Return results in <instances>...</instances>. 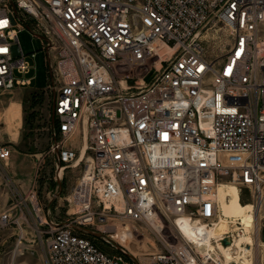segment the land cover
Segmentation results:
<instances>
[{
    "label": "built area",
    "instance_id": "obj_1",
    "mask_svg": "<svg viewBox=\"0 0 264 264\" xmlns=\"http://www.w3.org/2000/svg\"><path fill=\"white\" fill-rule=\"evenodd\" d=\"M26 28L46 53L48 152L60 178L82 172L65 219L35 189L0 197V232L20 230L10 264L29 215L48 264H136L113 220L156 235L145 264H261L258 223L242 240L243 223L215 228L225 178L264 197V0H0V94L32 83ZM12 152L0 138L1 165Z\"/></svg>",
    "mask_w": 264,
    "mask_h": 264
},
{
    "label": "rangeland",
    "instance_id": "obj_2",
    "mask_svg": "<svg viewBox=\"0 0 264 264\" xmlns=\"http://www.w3.org/2000/svg\"><path fill=\"white\" fill-rule=\"evenodd\" d=\"M23 49L29 55L32 65L31 71L26 74L32 77V83L27 86L17 87L11 91L0 94V138L9 142L13 152L6 164H0V197L3 201L10 200L15 192L24 196L30 195L35 189L38 199L59 219L66 218L65 197L76 183L82 172V167H69L63 176H58L57 167L49 154V124L50 109L53 93L46 89L48 86V72L46 53L43 50L42 40L35 37L26 28L18 33ZM37 51L36 55L32 52ZM5 174L4 182L1 174ZM226 183L236 184L231 177L225 178ZM234 188L237 186L234 185ZM244 195L237 198L238 213H243L246 207L255 206L249 189L244 186ZM257 223L264 228V197L256 203ZM31 204L28 203V206ZM30 224H24L26 235L23 240L24 253L17 256L14 264H48L45 238L34 230L32 216H28ZM120 231H125L120 220H113ZM129 225H134L129 222ZM139 226V225H138ZM234 226L230 223L229 229ZM140 231L129 236L127 243L121 233H118L116 243L126 245L128 254L136 264L149 262L153 254L161 249L156 235L145 227L139 226ZM263 230V229H262ZM19 228L11 226L0 232V264H10L14 245L19 237ZM98 245L108 251L116 248L102 239H94ZM256 254L264 264V241L256 246Z\"/></svg>",
    "mask_w": 264,
    "mask_h": 264
},
{
    "label": "bare ground",
    "instance_id": "obj_3",
    "mask_svg": "<svg viewBox=\"0 0 264 264\" xmlns=\"http://www.w3.org/2000/svg\"><path fill=\"white\" fill-rule=\"evenodd\" d=\"M234 185L236 184L234 183L229 184L224 181L221 182L218 187V196L221 203V211L223 213V218L216 226L215 233L220 234L221 232L228 230L230 223L233 225H235V223L237 224L243 223L247 226L246 233L243 234V236L242 234H240L241 238H239L238 240H242L244 236L245 238L250 239L251 235L247 234V232H251V229L248 226H254L255 224H257V220H258L257 211H256L257 204L252 199L253 202L255 203V206L246 207L243 213H238L237 198L240 196L241 190L238 187V185H236L237 187L234 188L233 187ZM118 233H121V235L124 236L125 239H121V240L127 243L129 233H127L126 231L123 232L121 231ZM114 237L118 238L116 235H114Z\"/></svg>",
    "mask_w": 264,
    "mask_h": 264
},
{
    "label": "water",
    "instance_id": "obj_4",
    "mask_svg": "<svg viewBox=\"0 0 264 264\" xmlns=\"http://www.w3.org/2000/svg\"><path fill=\"white\" fill-rule=\"evenodd\" d=\"M88 232H90V233H91V231H90V230H88ZM263 239H264V233H263ZM224 242H225V243H228V239H225V240H224Z\"/></svg>",
    "mask_w": 264,
    "mask_h": 264
}]
</instances>
